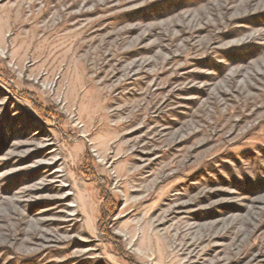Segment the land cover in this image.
Returning a JSON list of instances; mask_svg holds the SVG:
<instances>
[{
    "label": "rangeland",
    "instance_id": "374dc122",
    "mask_svg": "<svg viewBox=\"0 0 264 264\" xmlns=\"http://www.w3.org/2000/svg\"><path fill=\"white\" fill-rule=\"evenodd\" d=\"M0 264H264V0H0Z\"/></svg>",
    "mask_w": 264,
    "mask_h": 264
}]
</instances>
